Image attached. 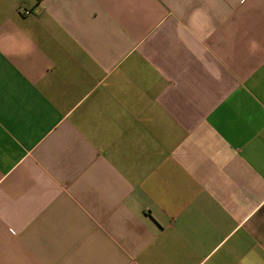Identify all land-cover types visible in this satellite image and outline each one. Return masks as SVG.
I'll use <instances>...</instances> for the list:
<instances>
[{
    "label": "crops",
    "instance_id": "1",
    "mask_svg": "<svg viewBox=\"0 0 264 264\" xmlns=\"http://www.w3.org/2000/svg\"><path fill=\"white\" fill-rule=\"evenodd\" d=\"M0 264H264V0H0Z\"/></svg>",
    "mask_w": 264,
    "mask_h": 264
},
{
    "label": "built area",
    "instance_id": "2",
    "mask_svg": "<svg viewBox=\"0 0 264 264\" xmlns=\"http://www.w3.org/2000/svg\"><path fill=\"white\" fill-rule=\"evenodd\" d=\"M24 13H25V14H28L29 12L25 11Z\"/></svg>",
    "mask_w": 264,
    "mask_h": 264
}]
</instances>
